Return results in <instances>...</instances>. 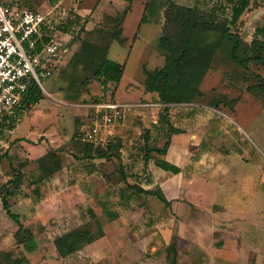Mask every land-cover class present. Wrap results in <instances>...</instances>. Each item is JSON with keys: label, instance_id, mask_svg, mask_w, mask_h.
<instances>
[{"label": "rangeland", "instance_id": "1", "mask_svg": "<svg viewBox=\"0 0 264 264\" xmlns=\"http://www.w3.org/2000/svg\"><path fill=\"white\" fill-rule=\"evenodd\" d=\"M6 3H16L28 6L32 9H39L44 13H49V17L52 22L59 24L60 22H68L70 20V5L68 2L62 0H2ZM160 2H166L167 0H158ZM177 3H184L185 0H173ZM194 2V0H192ZM217 0H195L201 6H210ZM143 5L141 0H135L133 4L132 13L129 15L125 22L124 35L130 40L134 36L139 20L142 14ZM120 14V12H119ZM111 15H106L99 25L92 29H85L81 39H87L94 43L103 42L102 33L100 29L108 24L113 25L110 20ZM165 24L164 8L160 10L158 22L157 23H143L141 28L138 30V38L136 40V45L133 48L132 57L128 62V66L125 69V75L121 83L115 85L111 83L107 97H115L123 101H134V100H156V93H147L144 89L143 82L146 75L144 74L143 67L147 66L149 69L161 67L165 63V54L160 46L159 39L160 35L163 33V28ZM264 25V0H253L250 8L247 9L241 17L240 24L235 27L239 31L244 39L250 41L256 34V29L258 26ZM75 27V24H74ZM73 30V24L70 23L69 31ZM57 37L61 35L57 34ZM109 39V38H108ZM113 40L111 43L115 42ZM121 51V56H127L129 53L128 47H124L120 43H114L112 50L110 52V57L112 59H117L116 51ZM121 59V58H120ZM222 68L218 70H210L206 75L202 90L204 92V97L199 98L198 103L208 105L213 98L227 100L228 103L222 102L221 108L213 107V117L208 118L207 113H201L196 116L194 123L197 124L198 120L206 119L207 124L212 126L209 129L207 137H205V144L199 146L200 149L205 151L208 155V164L210 170H215L217 167H222L224 169V180H229L231 186L232 182L236 181L237 172H234L233 168L236 165L246 166L248 171L247 176L250 178L249 181L255 178L262 181V224L260 242L259 237L253 232V224L251 223L253 213L252 208L248 209L250 206L249 201L246 202L245 211L243 215L246 218H240L238 225L240 228L235 231L229 229V235L231 240L228 243L227 256H229L228 264H264V93L263 92H251L248 90V86L258 82L256 78L251 74L260 73L264 76V66L261 64H251L250 69V80L245 81L243 77L242 69L233 63L228 65L221 64ZM231 73L235 80L228 78V74ZM133 82V83H131ZM46 88L48 92H45L46 97L43 98L38 104L32 106L29 110L24 112L22 116L19 117L20 120L17 122L16 133L15 130H10L6 127L0 129V150L1 152L9 148L11 152L10 160L3 159L0 161V264H48L45 258L53 255L54 253L50 251L47 245L58 230L63 231V229L68 226L64 225L62 221V212H55V217L51 218L48 222V229L51 233L49 238L40 235V228H47L46 225H41L40 221L33 222L29 224L33 227L34 231L37 232V240L47 241L45 244V252L42 254L40 251L28 252L23 245H20L16 241L15 232L17 230V225L13 222L7 215L5 209L3 208V194L5 191L2 186L9 179L14 176L13 167L19 168L25 171V174H31L36 166L29 161L23 152L27 151L22 146L12 143L13 135L16 134L18 138H25V140H30L35 143H45L52 141L53 146L48 149H56L59 154L63 156L64 166H70L74 164H86L88 159L81 157V159L73 158L72 151L73 146H76L75 136L78 134L80 129L85 126L83 118L84 111L78 110V108H73L69 104L71 103L68 99L67 93H73L74 89L70 88L67 82L63 79L61 73L56 75L52 80L46 83ZM104 91L102 86L98 81H94L88 85L86 89L81 92V99H89L94 96L103 95ZM105 95V96H106ZM209 109V108H208ZM162 108L154 106L151 111L135 112L129 116L123 123L111 128L112 135L118 134L123 139L125 137L126 142L123 141V147L121 148V158H113L111 160L98 159L95 161L97 164V194L101 196V200H108V206L114 207L119 197V188L126 187L128 180L131 184H137L145 188H155L156 185L151 184L155 181V173L153 168L156 166L154 161L151 160L147 166L144 163V151L143 146L145 143V137L147 133L145 130L151 128L152 125L159 120L160 111ZM199 118V119H198ZM1 119V118H0ZM154 119L156 120L154 122ZM198 119V120H197ZM213 122V124L211 123ZM203 122V120H199ZM218 122L221 125V130ZM127 127L126 125H129ZM201 124V123H200ZM217 125V126H216ZM201 127V125H198ZM198 127V128H199ZM118 128L121 132L118 133ZM152 128V132H155ZM151 132V134H153ZM206 135V133H205ZM153 141L157 145L164 144V138H159V136L154 135ZM153 137V136H151ZM158 137V138H157ZM28 146V145H27ZM199 147H195L193 152L196 157L199 155ZM142 150V151H141ZM203 151H201L202 153ZM158 156L157 153H154ZM10 161L13 164H10ZM123 166V172L120 170L116 172V168L119 165ZM229 169V174L226 173V169ZM250 168V170H249ZM260 170V171H259ZM246 171V172H247ZM127 175V178L124 176ZM154 178V179H153ZM31 179L24 183L22 186V191L19 196H9V201L11 203L12 210L16 213L20 211L28 219L38 212L36 203L33 205H21L20 207V196H27L32 194L33 184L30 183ZM210 192L220 190H208ZM224 191V190H223ZM227 191V197L229 202L233 204L234 200L238 197L241 198L243 195L240 193L242 190H237L230 188ZM248 191V190H245ZM133 192L132 188H128L126 193L129 196ZM44 193V194H43ZM50 189L46 188L41 194L48 196ZM36 197L38 196L35 194ZM133 201L128 206L130 214L139 215L130 219L129 213L125 211V220L122 222L118 229H122L126 232L129 229L131 236L126 237L129 240H134L137 242L142 238L143 231L153 232V235H157L158 227L154 226L144 227L143 224L149 222L151 219L157 218L159 216L158 204L162 206L163 203L154 195L140 194L133 197ZM145 199V200H144ZM143 201H146V205H143ZM150 206V211L147 208ZM100 207V206H97ZM234 207V205H233ZM237 207V206H235ZM239 207V206H238ZM237 207V208H238ZM236 208V209H237ZM49 209L53 211L56 210L54 206L49 205ZM103 212V211H102ZM175 212L173 207L170 206L166 208L165 215L169 217L166 220L168 227L173 228L172 215ZM243 216V217H244ZM142 217L148 218L147 220H142ZM242 217V216H241ZM157 221V220H156ZM144 222V223H143ZM54 224L58 226L52 227ZM112 227L111 225H109ZM167 228V227H165ZM256 234L258 230H255ZM237 240H234V237ZM146 238V237H144ZM150 236L145 239L148 240ZM124 237L116 238L114 246L118 245V242L126 243ZM151 239V238H150ZM149 239V240H150ZM233 239V240H232ZM158 240V237H155ZM258 241V242H257ZM121 244V243H120ZM43 255V256H42ZM118 255V254H116ZM115 255V256H116ZM21 256L23 261L21 263L14 262L16 257ZM126 256V254H124ZM37 257V258H36ZM134 262L130 264H141V257H149L148 255L142 256V254L134 253ZM114 258V256L112 257ZM113 261V259H112ZM126 261V260H125ZM118 262L117 264H126ZM34 262V263H33ZM114 262V261H113ZM139 262V263H137ZM87 264V263H86ZM93 264V263H89ZM95 264V263H94ZM97 264H110L108 262L97 263ZM155 264H160L156 263ZM163 264V263H162ZM165 264H169L165 262Z\"/></svg>", "mask_w": 264, "mask_h": 264}, {"label": "trees", "instance_id": "2", "mask_svg": "<svg viewBox=\"0 0 264 264\" xmlns=\"http://www.w3.org/2000/svg\"><path fill=\"white\" fill-rule=\"evenodd\" d=\"M125 1L128 4L123 11L120 14L118 12L110 16L114 26L108 24L100 29L103 40L100 43L81 39L84 30L87 29L89 19L74 13L70 15L68 22H60L59 24L51 22L52 24L44 26V32L47 34L59 30L70 37L69 42L72 52L65 62L58 65L50 80L61 73L68 86L74 89L73 93H67L71 103H100L119 100L115 97H107L106 93L111 83H115L118 87L125 75L126 63L110 57V47L114 43L111 42L116 40L115 42L123 43L126 40L122 36V23L131 10L133 0ZM252 1L217 0L210 6H201L197 2L194 5H185L173 0H167L163 3L158 0H147L145 2V10L140 23H157L160 10L163 8L165 17L163 33L159 39L160 46L165 54V63L163 66L153 70L147 66L143 67L146 75L143 82L144 89L147 93H156L157 99L154 101L145 99L134 100L161 103L163 105L160 107L162 110L159 120L151 128L145 130L147 134L144 136L145 143L142 147L145 153L143 156L145 166L153 160L155 165L166 171L172 173L181 171L179 166L162 158V155L167 153L171 144L172 133L183 131L181 128L173 126L169 118V112L176 104L196 103L199 98L205 96L202 85L210 70L221 69V64L225 66L233 63V65L242 69L245 81L250 80L251 74L258 80L257 83L248 86L249 91L264 93V76L254 72L249 74L252 63L264 66V25L257 27L256 34L250 41L244 39L242 34L235 29L240 24L244 12L250 8ZM10 4L19 5L18 2ZM70 23L73 24L72 31H69ZM228 78L235 80L231 73L228 74ZM94 81L100 83L104 94L89 99H81V92ZM45 97V92L33 81L20 103L12 111L4 112L0 116V129L3 127L10 130L16 129L17 122L20 120L19 117ZM223 101L228 103L227 100L213 98L208 105L221 108ZM73 108L84 111L82 115H84L83 121L85 124L75 136L76 146H73V158L81 159V157H85L87 159L98 158L104 160L121 158L123 138L118 134H113L108 137V141L105 144H95L93 141L84 140L85 131L91 126V118L94 115L93 110L81 107ZM152 108H137L135 112L151 111ZM152 128L162 134L164 138L163 145H157L153 141L155 136L151 134ZM24 139L16 138L11 144ZM155 152L158 156H155ZM10 154L9 148L3 152L0 150V161L5 158L10 160ZM36 161L39 175L31 183L35 185L33 191L38 195L37 198H41L43 195L40 191V183L50 179L64 167L65 163L63 156L56 149H49L45 154L38 157ZM10 164L13 167L11 161ZM120 170H123L121 164L116 168V172ZM13 172L15 173L14 176L2 186L5 191L2 198L3 208L9 218L17 225L15 232L17 243L23 245L26 251L33 252L38 247L34 229L30 225L24 224L20 214L12 210L9 201V196H15L22 190V186L25 183V174L23 170L16 167H13ZM122 173L124 172L122 171ZM124 178H127V175ZM125 182H127V186L119 188L118 193L121 198H125V201L127 200L126 193L128 188H132L133 192L128 197V200L140 193L154 195L166 205L170 204L164 191L158 185L155 188H145L140 185L136 186L137 184H131L128 180H125ZM101 205L103 212L109 218L114 219L119 216L117 211L109 208L108 202H104ZM89 213L90 218L84 223L53 236L52 240L60 257L67 258L77 254L88 244L105 235L98 214L91 208ZM177 241L178 236L175 233L172 240L164 247L169 264H178L179 250ZM13 261L21 263L23 258L19 256Z\"/></svg>", "mask_w": 264, "mask_h": 264}, {"label": "crops", "instance_id": "3", "mask_svg": "<svg viewBox=\"0 0 264 264\" xmlns=\"http://www.w3.org/2000/svg\"><path fill=\"white\" fill-rule=\"evenodd\" d=\"M62 1L68 2L72 13L89 19L87 29L97 27L106 15L117 14L118 12L123 11L128 4L125 0ZM146 1L147 0H141L143 5L141 17L145 10ZM185 1L186 2L183 3L185 5H194L196 3L195 0L194 2L192 0ZM134 2L135 0H133L131 10L122 23V36L125 37L126 40L123 43H120L124 47H128L129 53L127 56H121V51L119 50L115 53L117 56L116 60L126 63V68L132 57L133 48L136 45V40L138 38L137 32L143 24L140 23L139 20V24L136 28L137 30L135 31L130 44L129 38L124 35V30L125 22L132 13ZM114 43L110 47V52ZM212 109V106L198 102L176 104L170 109L169 118L173 126L181 128L183 131L172 133L171 144L167 153L162 155V158L179 166L181 171L179 173H172L157 165L153 168L155 181L151 186L156 184L160 186L170 201V204L166 205L159 199L163 203L162 206H159L158 204V210L159 212L161 211L159 216H157L155 220L151 219L149 222H143V226L147 228L156 224L158 227V231L156 232L157 235H153V232L145 230L142 232V235H140L142 239L134 242L135 239H126V237L131 236L129 229H126V232H123L122 229H118L125 220V211L129 213L130 219L139 215L138 213L130 214L131 211H128V206L133 201L134 196L128 200V197L131 195H126V201L125 198L123 199L119 196L116 205L114 207L109 206L110 209L119 213L118 217L111 219L105 212H102L103 207L101 204L108 200H101V196H98L99 194H97L96 182L98 171L97 164H95L97 159H88V162L84 165L74 163L70 166L66 165L61 170L57 171L50 179L44 180L43 183H40V191L43 192L46 188L50 189L48 196L44 197L43 195L41 198H37L35 192L28 194L27 196H20V207L22 204L33 205L36 203L35 206L38 210V212L29 219L20 211L18 214H20L21 220L25 225L37 221H40L39 223L43 226L46 225L47 228H40L38 232L45 238L51 236L47 222L55 217V212L59 211L63 213L61 216L63 217L62 221H64V225L68 226L63 229V231L76 227L87 221L90 218V208L98 214L99 220L103 225L105 231L104 236L88 244L79 253L73 254L67 258L59 256L53 240H51L47 245L49 246L51 253L53 252L54 254L50 257L48 255V257L45 258V261L48 264H97L102 263V261H109L110 264H117L120 261H122L121 263H124L126 260L125 263L130 264L136 261L133 254L141 253L142 256H149L145 258L141 257V264H155V262L165 264V262L167 263V258L164 247L172 240L176 233L178 236L177 245L179 250L178 264H228L229 256L226 255V248L231 240L229 229L235 231L240 228V224L238 225L239 221H241L242 218H246V215H243L247 204L244 200L249 201L248 204H250V206L248 205V209L252 208L253 213L250 214L252 215L251 223L253 224V232L259 237L260 242V236L262 235L260 231L262 224L261 215L263 214L262 181H258L256 178L249 181L248 179L250 177L247 176L248 171L246 166L236 165L233 170L234 172H237V176H235L237 179L232 182L233 185L231 186L229 180L227 181L223 179L224 169L222 167L210 170L207 159L208 155L205 153L207 150H204L203 148L200 149L199 147L200 145L202 147L203 144L206 146L204 140L205 137H207V133L210 132L209 129H212V126L208 125L204 118H198L199 120H203V122H199L197 119V124L194 123V121L198 114L204 112L207 113L206 115L208 118L213 117L212 115L215 114ZM155 121L156 120L154 119V122ZM211 123L213 124L212 121ZM218 124L221 130V125L219 122ZM198 125H201V127ZM126 126L129 127L130 124ZM16 129H14V133H16ZM117 131L119 133L121 132V129L118 128ZM152 133L153 136L157 135L159 138H163L162 134L158 131ZM18 137L19 136L14 134L13 140ZM123 141L126 142L125 137ZM52 143V141L35 143L25 139L16 143L27 150L23 152V155H25V157L36 166V169L33 170L30 175L25 174V171L23 170L25 174V182L27 181V178L28 180L31 179V182L37 178L39 175V169L36 160L41 155L45 154L50 146H53ZM197 146L200 151L198 157H196L193 152L194 148ZM201 151L203 152L201 153ZM225 171H227L226 173L228 174L230 172L228 168ZM32 186L34 189L35 185L33 184ZM230 188L237 189L238 191L242 190L240 194L243 195V197H247L243 199L241 198V203H239L240 198L238 197L234 200L233 204H231L227 197V191L225 192V190ZM208 190L220 191L210 192ZM21 193L25 194L24 191L21 190L17 196ZM142 203L143 205L147 204L146 201H143ZM49 205L54 206L56 209L53 211V214L52 209H49ZM167 206H172L173 211L175 212L172 215V219H170L173 221V228L168 227L165 223L166 220H169V217H166L165 215ZM235 206L239 207L237 208ZM147 208H149L148 210L150 211L149 205H147ZM143 219L147 220L148 218L142 217V220ZM55 226H58V224H54L52 227L55 228ZM256 229L258 230L257 234L255 232ZM57 232L61 233L62 231L58 230ZM34 233L37 236V232L34 231ZM148 236H150L151 239L149 238L150 240L148 239L145 242V239ZM156 236L158 237L157 241L155 240ZM119 237H124L126 243L124 244L120 242V244L118 242V245L114 246V239L117 238L119 240ZM233 239L237 240V237L235 236ZM46 243L47 241H44V239L37 240L38 247L33 252L40 251L43 254L45 252L44 247ZM124 254H126V256H124ZM113 256L114 258H112Z\"/></svg>", "mask_w": 264, "mask_h": 264}, {"label": "built area", "instance_id": "4", "mask_svg": "<svg viewBox=\"0 0 264 264\" xmlns=\"http://www.w3.org/2000/svg\"><path fill=\"white\" fill-rule=\"evenodd\" d=\"M48 15L39 9L0 0V116L20 103L33 81L48 92L46 83L72 52L68 35L59 30L44 32V26L52 24ZM69 105L93 110L91 126L83 138L95 144H105L112 135L111 128L123 123L137 108L163 106L123 100Z\"/></svg>", "mask_w": 264, "mask_h": 264}]
</instances>
